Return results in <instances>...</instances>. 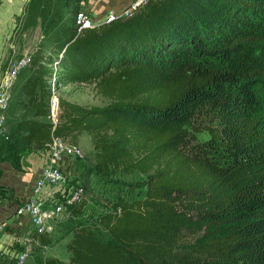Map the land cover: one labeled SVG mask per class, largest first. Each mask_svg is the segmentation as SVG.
Masks as SVG:
<instances>
[{"label":"trees","instance_id":"16d2710c","mask_svg":"<svg viewBox=\"0 0 264 264\" xmlns=\"http://www.w3.org/2000/svg\"><path fill=\"white\" fill-rule=\"evenodd\" d=\"M207 2L197 9L195 0H152L132 17L82 31L80 0L62 3L74 25L54 31V56L34 60L22 94L35 114L0 139V164L21 170L26 151L47 152L57 63L59 87L94 85L111 104L61 99L54 135L91 138L89 172L140 174L148 183L142 199L100 218L112 242L80 227L69 261L46 264H264V37L222 32L218 12L250 16L255 4L243 8L252 0Z\"/></svg>","mask_w":264,"mask_h":264},{"label":"rangeland","instance_id":"374dc122","mask_svg":"<svg viewBox=\"0 0 264 264\" xmlns=\"http://www.w3.org/2000/svg\"><path fill=\"white\" fill-rule=\"evenodd\" d=\"M252 1L254 3L252 2L250 6L243 8L248 10L255 4L250 16L233 14L234 17L229 19L225 18L223 13L218 12V18L225 25L222 31L224 34L230 33V31L239 32L240 34L235 37L236 39L264 37V26L259 28L264 21V0ZM9 2H11L10 7H12L13 12L9 9L10 13H7L5 5ZM63 2L64 0H0V77L13 62L26 57L32 59L30 65L21 71L15 84L13 99L7 113L8 130L14 123L25 122L34 117L35 109L29 103L28 98L22 94V86L32 74L31 66L34 60L39 56H54L55 50L52 40L54 31L65 25H74V14L71 8L63 9ZM195 2L197 9H205L206 4L210 5L207 0H195ZM106 3L110 7L104 9ZM115 3L118 4V0H80L79 12L86 13L93 24L103 25L110 14L116 15L124 11V7H119ZM215 8L214 5V10ZM50 25L53 28L49 32L45 27L49 28ZM201 41L198 43L205 44ZM257 46L264 53V42ZM161 57H165L164 54ZM50 66L57 73L62 71L60 67L56 69L54 64ZM50 77H53V74ZM56 92L60 99L88 108H103L111 104L109 99L98 93L94 85L68 84L60 87L56 85ZM20 135L25 134L20 132ZM199 139L201 142L208 141L209 135L203 132L199 135ZM78 145L84 152V158L76 166V171L80 172L81 181L86 187V202L81 214L74 213L73 216L65 219L53 237L48 239L49 242L41 241L39 245H34L31 249H28V245L22 244L18 240H9L6 236L1 237L0 264H46L48 259L67 263L71 257L68 244L73 239L74 232L84 226L93 227L98 239L104 242H112V238L101 227L100 218L108 213L116 212L122 202L131 203L145 196L148 183L147 176L118 172L102 177L96 172L91 173L89 171L95 169L96 153L91 138L87 134H83L79 138ZM42 152L26 151L22 156L24 164L31 165L36 155H40V160L45 161L48 153L44 151L46 154L44 155ZM48 161L49 156H47V164ZM4 163L10 164L9 162L0 164V204L10 200L7 192L1 189L3 177L1 166ZM28 252L29 256L22 260V253Z\"/></svg>","mask_w":264,"mask_h":264},{"label":"built area","instance_id":"2783aa9c","mask_svg":"<svg viewBox=\"0 0 264 264\" xmlns=\"http://www.w3.org/2000/svg\"><path fill=\"white\" fill-rule=\"evenodd\" d=\"M150 1L152 0H135L123 12L110 14L104 23L132 17ZM75 21L79 31L100 26L93 24L84 12H79ZM62 56L63 54L59 55V59ZM31 60L26 57L13 62L0 77V139H8L7 113L13 99L14 87L19 74L30 65ZM54 65L56 69L59 68L57 63ZM57 75L54 71L53 77L49 79L51 95L48 121L52 127V137L47 145L48 164L40 170L31 195H18L13 215L0 222L1 237L18 240L28 245V249L39 245L45 238H52L60 224L73 216V209L85 207L86 202V187L81 181L80 172L76 171V166L84 158V152L71 138L54 135L62 114L61 99L56 92ZM28 256L29 252L22 253L21 258L24 260Z\"/></svg>","mask_w":264,"mask_h":264},{"label":"crops","instance_id":"0c3cea01","mask_svg":"<svg viewBox=\"0 0 264 264\" xmlns=\"http://www.w3.org/2000/svg\"><path fill=\"white\" fill-rule=\"evenodd\" d=\"M135 0H118V4L115 5L119 7L128 8ZM11 2L5 5L6 12L10 13L12 11ZM4 7V6H3ZM109 4L106 3L104 9L109 8ZM10 9V10H9ZM13 12V11H12ZM42 152V151H39ZM44 154V151L42 152ZM46 155V154H44ZM46 159L40 160V155H36L33 158L31 165H25L22 159L21 170L15 169L11 164L4 163L1 168L3 170V177L1 179L2 190L7 192L9 201L0 204V222L6 221L13 215L15 205L17 202L18 195L29 197L32 192V188L38 177V174L42 168L47 164ZM17 199V200H16ZM2 233L0 232V237Z\"/></svg>","mask_w":264,"mask_h":264}]
</instances>
